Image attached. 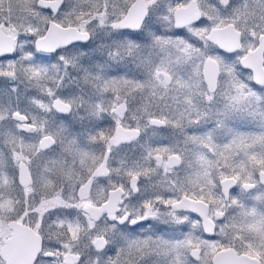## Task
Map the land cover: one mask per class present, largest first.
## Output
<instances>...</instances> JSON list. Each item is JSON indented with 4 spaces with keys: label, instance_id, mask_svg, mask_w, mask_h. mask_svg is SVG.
Returning a JSON list of instances; mask_svg holds the SVG:
<instances>
[{
    "label": "snow or ice",
    "instance_id": "snow-or-ice-1",
    "mask_svg": "<svg viewBox=\"0 0 264 264\" xmlns=\"http://www.w3.org/2000/svg\"><path fill=\"white\" fill-rule=\"evenodd\" d=\"M0 264H264V0H0Z\"/></svg>",
    "mask_w": 264,
    "mask_h": 264
}]
</instances>
